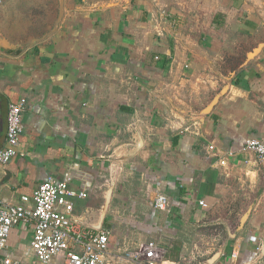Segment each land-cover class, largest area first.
<instances>
[{
	"label": "crops",
	"instance_id": "0c3cea01",
	"mask_svg": "<svg viewBox=\"0 0 264 264\" xmlns=\"http://www.w3.org/2000/svg\"><path fill=\"white\" fill-rule=\"evenodd\" d=\"M22 98L0 197L22 203L72 167L88 187L73 217L109 231L110 251L153 241L157 264H232L234 250L264 264V159L243 150L264 141V0H5L0 149ZM32 238L14 226L1 254L44 264Z\"/></svg>",
	"mask_w": 264,
	"mask_h": 264
},
{
	"label": "built area",
	"instance_id": "2783aa9c",
	"mask_svg": "<svg viewBox=\"0 0 264 264\" xmlns=\"http://www.w3.org/2000/svg\"><path fill=\"white\" fill-rule=\"evenodd\" d=\"M5 0H0V13ZM168 14L161 11V22H166ZM163 30V29H161ZM25 100L22 98L10 104L8 111V129L6 143L0 149V165H5L19 153L20 136L24 130L22 113ZM210 145V149H214ZM243 150L252 151L259 159H264V141L257 138L247 139ZM222 163L225 159L221 160ZM78 170L67 169L62 178L48 177L34 191L33 195L22 196V203H11L0 197V264H21L18 259L2 255L1 251L8 248L12 228L25 224L33 229L32 249L37 258L44 264H51L54 258L63 253V264H157L162 257L156 242L149 241L138 250L125 252L110 251V232L86 226L73 217L76 199L88 196V187L79 186ZM204 205V201H200ZM157 210L168 208V196L159 194L154 200ZM257 241L256 237H251ZM259 251L264 244L258 245ZM239 252L231 254L233 263L237 264ZM209 264H221L214 260Z\"/></svg>",
	"mask_w": 264,
	"mask_h": 264
}]
</instances>
